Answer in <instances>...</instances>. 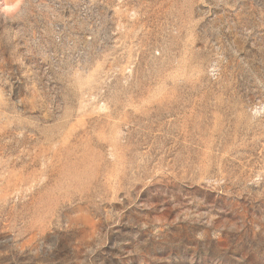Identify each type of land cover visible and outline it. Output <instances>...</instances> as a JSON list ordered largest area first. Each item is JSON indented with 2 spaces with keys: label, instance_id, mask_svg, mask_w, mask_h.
I'll use <instances>...</instances> for the list:
<instances>
[{
  "label": "rangeland",
  "instance_id": "1",
  "mask_svg": "<svg viewBox=\"0 0 264 264\" xmlns=\"http://www.w3.org/2000/svg\"><path fill=\"white\" fill-rule=\"evenodd\" d=\"M0 264H264V0H0Z\"/></svg>",
  "mask_w": 264,
  "mask_h": 264
}]
</instances>
